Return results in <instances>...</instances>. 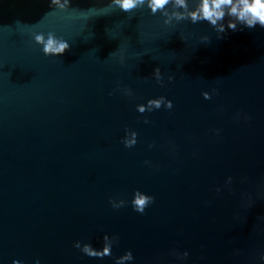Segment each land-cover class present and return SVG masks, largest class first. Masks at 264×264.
<instances>
[{
  "label": "water",
  "instance_id": "95a60500",
  "mask_svg": "<svg viewBox=\"0 0 264 264\" xmlns=\"http://www.w3.org/2000/svg\"><path fill=\"white\" fill-rule=\"evenodd\" d=\"M202 3L0 0V264H264V27Z\"/></svg>",
  "mask_w": 264,
  "mask_h": 264
},
{
  "label": "clouds",
  "instance_id": "9594fccd",
  "mask_svg": "<svg viewBox=\"0 0 264 264\" xmlns=\"http://www.w3.org/2000/svg\"><path fill=\"white\" fill-rule=\"evenodd\" d=\"M139 3H143V0H138ZM57 3V0H51V5L55 6ZM65 3L68 5L67 9L71 6V0H65ZM166 3H168V0H152V5H154L153 10L155 11L156 8H162ZM178 3L183 4V0H178ZM232 0H203V3L201 7L199 8V13L201 14L200 17H193V19L197 18H203L208 20L211 24L216 25L217 21L222 20L224 18V5H231ZM240 4L242 7H236L233 6L230 11L229 15L235 16L237 20L244 23L248 28H254L256 24L258 23L261 27H264V4L258 2V0H240ZM113 8H119L121 11L128 12L132 10L135 7L134 0H112ZM56 8V7H55ZM60 10L63 9V6L61 8H58ZM66 9V10H67ZM229 29L235 31L236 25L235 23H229L228 25ZM221 31L224 30L223 25H221L220 28ZM38 40L41 39V37H36ZM70 45L67 41H63L59 44V46H55L54 42L50 41L48 45L46 46V51H50L56 55H62L64 54L68 49ZM160 69L157 67L155 69V72H159ZM172 79V77H170ZM170 103L173 107L172 101L170 100ZM159 107V105H157ZM171 107V108H172ZM148 121L146 120L145 123ZM127 147H130L128 144H125ZM154 202V197H151L149 195H145L144 200H134L133 201V207L135 211H138L140 213H143L144 210L148 207L149 204ZM78 247V245H76ZM84 253L87 254L90 257H98L95 255H91L88 252V247L85 246ZM103 258V257H98ZM126 258H132V252L128 251L126 253ZM15 264V262H14ZM119 264V262H117Z\"/></svg>",
  "mask_w": 264,
  "mask_h": 264
}]
</instances>
